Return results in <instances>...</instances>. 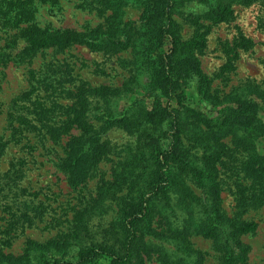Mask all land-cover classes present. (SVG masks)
<instances>
[{
	"label": "rangeland",
	"instance_id": "rangeland-1",
	"mask_svg": "<svg viewBox=\"0 0 264 264\" xmlns=\"http://www.w3.org/2000/svg\"><path fill=\"white\" fill-rule=\"evenodd\" d=\"M207 1L209 6L215 3ZM101 7L99 0H0L2 253L19 256L28 241L45 244L69 239L76 226L81 232L78 239L71 237L72 245L67 248L70 257L80 245L116 244L113 224L119 203L134 194H128V183L123 181L130 170L123 163L134 150L138 132L108 127L98 117L106 110L116 115L137 101L151 107L152 99L145 96L141 61L135 50L113 53L83 45L26 52L30 26L45 32L86 31L98 26L107 29L105 20L112 11ZM232 10L231 19L213 23L206 16L208 6L194 0L182 3L173 14L182 41H204L205 46L194 54L211 82L210 94L220 101L229 95H245L249 84L264 90V0L234 2ZM140 15L141 9L133 0H125L119 11L121 26L129 24L125 28H130L134 38L143 30ZM177 101L209 119L215 118L220 109L198 94L195 77L171 104L176 106ZM256 102L257 118L264 122V105ZM79 123L92 126L106 148L84 182L72 186L60 165L66 157V144L82 136ZM223 141L229 157L240 160L229 137ZM183 144L191 154L201 156L202 150L190 148L192 144L186 139ZM255 148L264 157V136L255 141ZM223 163L216 165L221 179V208L229 218L257 224L253 233L240 240L248 247L247 264H264V202L256 208L240 209L237 198L250 181L232 172L230 158H224ZM188 185L196 197L204 198L199 189ZM170 197V219L181 225L186 212L177 195ZM194 216L200 217L199 208H195ZM158 226L161 231L163 222L154 225ZM144 239L172 257L199 252L202 264H219L222 257L212 240L201 235L191 234L188 247L167 238L146 235ZM157 258L153 254L145 258V264H160Z\"/></svg>",
	"mask_w": 264,
	"mask_h": 264
},
{
	"label": "trees",
	"instance_id": "trees-1",
	"mask_svg": "<svg viewBox=\"0 0 264 264\" xmlns=\"http://www.w3.org/2000/svg\"><path fill=\"white\" fill-rule=\"evenodd\" d=\"M99 1L101 8L112 11L105 20L107 29L98 26L86 31L45 32L30 26L26 34V52L83 45L93 51L113 53L135 50L141 61L140 71L146 81L145 96L152 99L151 107H143L137 101L116 115L106 113V110L98 117L108 127L121 126L138 132L134 150L123 163L130 168L123 181L128 183V194H134L119 203L113 224L116 244L80 245L70 257L67 252L72 245L70 240L78 239L81 232L76 226L72 238L66 240L45 244L28 241L19 256L0 251V264H145V258L153 254H157L160 264H202L199 252L189 251L185 257H172L156 250L144 239L149 235L187 246L191 234L212 240L215 250L222 253L219 264H247L248 247L240 237L253 233L257 224L224 214L221 179L216 165H223V159L230 158L232 172L250 181L237 198L240 209L262 205L264 157L256 152L255 141L264 136V122L256 115V101L264 105V90L249 84L245 95H229L221 101L210 94L211 82L203 75L194 54L196 49L205 46L204 41H182L173 20V14L182 3L194 0H133L141 9L143 27L137 38L130 33L129 27L125 28L129 24L121 26L118 20L125 0ZM253 1L215 0L209 6L207 0H202L208 6L206 16L213 23L231 19L234 2L249 4ZM192 77H195L198 94L220 108L215 118H206L179 101L176 106L171 104ZM77 125L82 136L66 144V157L60 165L72 186L84 182L88 170L106 148L92 126ZM227 137L240 160L229 157L223 141ZM183 139L192 144L190 148L202 150L199 158L185 148ZM188 184L199 189L204 198L196 197ZM171 194L178 196L177 201L187 215L181 225L170 219L169 212L173 211ZM195 208H199L198 218L194 216ZM158 222L164 224L161 231H158L159 226L154 227ZM35 252L38 253L33 254ZM187 258L190 259L185 262Z\"/></svg>",
	"mask_w": 264,
	"mask_h": 264
}]
</instances>
